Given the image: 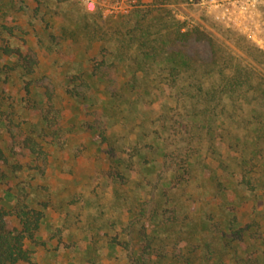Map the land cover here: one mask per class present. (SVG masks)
I'll return each mask as SVG.
<instances>
[{
    "label": "trees",
    "instance_id": "trees-1",
    "mask_svg": "<svg viewBox=\"0 0 264 264\" xmlns=\"http://www.w3.org/2000/svg\"><path fill=\"white\" fill-rule=\"evenodd\" d=\"M184 1L187 0H129L126 11L105 17L96 7L90 13L92 19H84L82 36L89 42L101 44L100 59L90 63L89 77L79 72L69 75L65 93L81 101L92 118L84 121L82 126L96 136L98 146L107 158L116 159L107 177L120 184L123 180L121 163L125 161L116 156L117 149L107 133L109 122L99 123L98 117L93 116V112L106 108L97 104L90 80L96 84H119L133 93L136 101L150 105L160 102L165 110L164 121L177 107L182 110L180 115L177 113L179 116L195 119L196 129L201 132L183 138L181 141H188L174 145L145 165L154 169L160 160L167 167L164 182L154 183L167 207L161 210L159 202L151 208L150 214L163 216V219H156V223L167 228L180 219L184 184L190 181L196 166L192 157L194 146L205 141L206 157L201 163L207 173H202V177L210 185L212 196L203 214L210 222L208 236L211 242H219L221 246L212 250L206 248L207 257L203 259L212 264H223L219 260L222 258L220 252L224 251L230 257L227 264H264V218L250 208L249 219L244 221L246 212L242 206L247 204L245 199L228 202L223 192L224 183L254 195L264 186V50L231 29L221 28L217 31L219 35H215L200 24L188 25L185 20L178 19L175 9ZM31 4L35 6L31 7ZM41 5V0H0V75L9 71L19 73L22 84L19 90L22 89L27 97H21L19 102H24L23 109L32 111L30 114L38 116L47 129V132L33 136V129L29 133L14 132L3 124L5 127L0 134L6 133L9 143L5 148L0 146V182L7 180L8 171L13 174L20 169L24 153L43 163L47 155L42 142L56 141L60 146L64 145L56 132L62 113L54 106L52 90L31 82L40 62L24 37L25 31L17 23L21 14L34 11V14H42L41 22L49 24L45 19L47 15L39 11ZM192 40L207 42L208 59L187 51V44ZM107 64L111 67L110 73L103 71ZM2 82L0 77V110L9 97ZM42 88L44 98L37 101L33 97ZM9 122L19 124V119ZM14 198L15 202L8 207L0 198V264H41L34 259L26 242L34 240L45 218L42 210L46 205L35 208L22 197ZM136 210L140 213L144 210L141 203L136 204ZM220 217L224 218L221 220ZM156 223L154 226L158 225ZM136 234L139 242L132 249L133 264H162L169 254L176 253L173 245H167L165 250H155V239L145 224L137 228ZM109 244L125 250L130 248L128 242L116 237H111Z\"/></svg>",
    "mask_w": 264,
    "mask_h": 264
},
{
    "label": "rangeland",
    "instance_id": "rangeland-1",
    "mask_svg": "<svg viewBox=\"0 0 264 264\" xmlns=\"http://www.w3.org/2000/svg\"><path fill=\"white\" fill-rule=\"evenodd\" d=\"M41 1L39 11L47 15L45 19L49 24L41 22L42 14H34V11L21 14L17 23L25 31L24 37L40 62L37 72L29 78L32 83L48 86L52 90L54 106L62 113L56 132L64 140V145L60 146L56 141L42 142L47 155L43 163L24 153L20 169L13 174L8 171L7 180L0 182V198L6 207L15 202V196L22 197L24 202L35 208L46 205L42 210L45 218L34 240L26 242L33 251L34 259L41 264H133L132 249L139 242L136 231L145 224L155 239V250H165L167 245H173L174 252L180 255L174 260L177 255L171 253L162 264H171V260L175 264H212L203 259L207 257L206 248L218 249L221 245L211 242L210 222L203 214L212 196L210 185L202 177V173H207L201 163L206 157L205 141L194 146L192 157L196 166L192 178L184 184L180 219L167 228L156 223V219H163V216L158 214L153 217L150 214L151 208L159 202L161 210L167 207L160 198L158 186H154V183L164 182L167 167L160 160H157L154 169L145 165L174 145L188 141H181L183 138L201 132L196 129L197 121L179 116L182 111L179 107L170 111L164 121L165 110L160 102L150 105L136 101L133 93L119 87V84H96L90 80L97 104L106 108L105 111L100 108L98 112H93V116L98 117L99 123L109 122L107 133L117 149L116 156L125 161L121 163L123 180L120 184L107 177L116 159L107 158L99 148L96 136L82 126L84 121H91L92 118L81 101L65 93L69 75L79 72L89 77L90 63L100 59L101 44L89 42L82 36L85 33L82 29L84 19H92L90 13L96 7L103 17L126 11L129 0ZM89 1L93 3L92 9L88 8ZM175 10L177 18L185 20L188 25L200 24L215 35H219L217 31L221 28L231 29L264 50V0H187ZM186 48L202 59L209 58L206 41L192 40ZM103 71L110 73L111 67L107 64ZM0 77L9 95L0 110V121H3L0 131L6 123L14 132L29 133L33 129V136L47 132L40 118L23 109L24 102H19L21 97L27 98L22 89L19 90L22 87L19 73L1 72ZM43 93L44 89H39L33 98L38 101L44 98ZM17 117L19 124L12 125L9 121ZM8 143V135L1 133L0 146L5 148ZM223 185L228 202L245 199L247 204L242 206L246 212L244 221L249 219L250 208L264 218V186L254 195L232 187L231 183ZM138 203L144 209L141 213L136 210ZM223 218L220 217L221 220ZM155 223L158 225L154 226ZM111 237L128 242L130 248L111 247ZM191 249L195 252H188ZM220 254L222 258L219 261L230 263L227 253L222 251Z\"/></svg>",
    "mask_w": 264,
    "mask_h": 264
},
{
    "label": "built area",
    "instance_id": "built-area-1",
    "mask_svg": "<svg viewBox=\"0 0 264 264\" xmlns=\"http://www.w3.org/2000/svg\"><path fill=\"white\" fill-rule=\"evenodd\" d=\"M190 1H192V0H190ZM88 8H89V9H92V8H93V3H92V1H89V3H88Z\"/></svg>",
    "mask_w": 264,
    "mask_h": 264
}]
</instances>
